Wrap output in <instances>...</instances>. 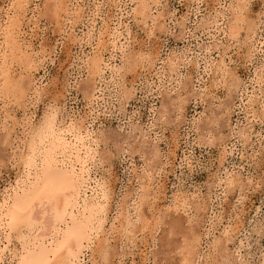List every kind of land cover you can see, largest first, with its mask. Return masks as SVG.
I'll list each match as a JSON object with an SVG mask.
<instances>
[{
	"label": "rangeland",
	"instance_id": "374dc122",
	"mask_svg": "<svg viewBox=\"0 0 264 264\" xmlns=\"http://www.w3.org/2000/svg\"><path fill=\"white\" fill-rule=\"evenodd\" d=\"M8 1L0 0V7ZM152 1L142 19L132 15L135 0H69V9L77 12L62 15L59 29L45 1L32 0L23 30L29 34L27 52L39 62L34 76L38 95L32 105L0 97V199L16 178L15 154L30 122L50 107L64 122L85 120L86 115L87 128L102 133V138L92 145L94 157H84L85 167L90 178L107 182L113 198L105 222L112 256L103 264H143V255L144 264H179L180 253L172 245L183 240L188 228L199 235L189 231L198 237L195 264L210 262L223 251L226 264H264V0L238 1L244 21L234 35L226 23L232 19L228 7L235 0ZM81 10L78 21L73 16ZM1 14L5 21L4 11ZM108 17L118 36L104 56L107 63L121 65L122 56L135 54L147 61L117 74L105 68L102 81L91 86L81 61L96 49ZM21 39L16 38L19 43ZM72 40L78 45H71ZM19 69L13 66L12 77L18 78ZM222 70L228 75L225 80L219 78ZM90 94L96 99L89 111ZM13 120L20 125L3 141L2 127ZM144 173L151 192L164 189V195L149 198L146 215H160L174 206L173 200L178 212L169 209L152 231L154 220L149 219L146 232L130 234L128 242L111 219L117 215V201L136 189L137 176ZM175 218L182 227L171 229L166 244L165 233ZM216 239L220 243L213 251ZM97 242L85 250L83 264H102L95 256Z\"/></svg>",
	"mask_w": 264,
	"mask_h": 264
},
{
	"label": "bare ground",
	"instance_id": "6f19581e",
	"mask_svg": "<svg viewBox=\"0 0 264 264\" xmlns=\"http://www.w3.org/2000/svg\"><path fill=\"white\" fill-rule=\"evenodd\" d=\"M44 1L46 9L49 11L47 13L58 24L57 27L59 29L63 25L59 20L62 15L77 12L69 9V0ZM115 1L118 4L119 0ZM135 1L136 6L134 8L131 7L134 17L139 15L144 16L143 13L149 8V4L153 2L152 0ZM238 1L235 0L234 5L232 3L228 7L232 9V19L229 23H226L228 24L227 30L230 34L236 33L238 24L244 21L241 15L243 6L239 5ZM31 2L32 0H9L7 4L5 3V7H0V36L2 37V41L0 42V97L3 96V98L5 97L4 99L10 98L9 96H13L11 98H21L24 105L28 102L31 104V100L34 99L33 97L38 95L37 87L39 86L34 79L38 67L36 65L39 62L34 60L37 57L34 58L33 53L31 55V53L27 52V48H30V45L26 43V36L29 34L23 30L24 21L27 19L26 16L30 11ZM1 11H4L5 21L1 20ZM81 13L82 10L79 15H74L73 17L80 18ZM26 23L25 25L27 26ZM111 24L112 19L109 18L104 23L102 32L99 33L101 39H99L100 42H98L96 49L92 55L81 61V68H84L88 75H90L91 86H97L102 81L105 68H110L112 74H117L122 68L126 70L130 66H137L139 62L147 61V58L145 59L142 54H138L137 57V54H135V56L131 55V58H128L129 56H122L121 65L110 66L107 63V59H104V56L109 52V47L113 48L118 36L117 28L111 27ZM72 33L74 34V32ZM16 38H22L20 40L22 42L19 43ZM77 41L72 40L71 45L75 43L78 45ZM71 51L72 47L67 54L66 60L69 61L68 64L73 61ZM123 53V50H121V55ZM14 62L16 64H13ZM148 64L152 66L154 63L151 60ZM171 64L168 66L170 71L174 69ZM14 65L20 68L18 78L15 76L17 79L14 76L12 77L10 73ZM227 77V72H223V70L222 72L219 71V78L221 80H225ZM94 90L92 88L90 91ZM95 99L90 94L86 103V110L89 109L90 111V107ZM13 102L14 104L16 103L15 101ZM19 103L22 104V102ZM262 114L264 115V111ZM84 119L80 121L77 119V122L76 120L64 122L58 117L57 110L50 107L43 112L38 120L28 124L29 126L25 134L18 143L20 150L15 154L18 170L16 178L3 192L0 199V264H83L84 252L90 248L91 244H94V241H98L97 244L95 243L97 252L95 256H97V259L103 264V262L111 258L109 236L106 235L107 232L105 231V222L111 212L113 200L110 192L111 188H109L107 182L102 178H90L85 167L86 161L83 160L84 157H94L96 150L93 146L96 147L98 141L101 140L102 133L89 130L85 125L87 122L86 115ZM17 122V120H13L12 124L10 123L11 125L8 124L2 127L5 132V135L3 134L2 136L3 141H7L12 137L15 130L14 127L20 125ZM137 177L139 178H137L138 186L136 189L132 188L131 193H127V191L117 201V215L111 219L113 222L117 221V232L120 235L123 234L122 236L128 242L133 236L137 235V232H142L147 228L148 224H150L149 219L153 218L154 220L150 230H155L159 218L164 221L169 209L176 213L179 206L178 204L175 206V200H173L174 206L166 207L168 209L164 211L161 210L160 215H157L158 213L151 214L149 218V215L147 216L145 213L146 210H144L147 207L149 198L154 194L159 195L162 193L164 195V189L162 191L157 189L153 193L151 192L148 176L144 173V175ZM179 220L175 218L170 221V230L165 233V239H163L166 240V244L170 243L169 234L170 232L172 234L171 229L175 231L182 227ZM189 231H194L193 236H199L196 230L193 228L189 230L188 228L182 234L183 240L172 245L175 250L179 251L178 254L180 253L179 264H195V257L198 255L196 252L198 237H193L191 234L190 236ZM99 234H102V239L100 240L98 239ZM110 234L112 235V233ZM148 235L153 239L150 232ZM218 239L213 240L211 243L213 251L217 244L220 243ZM223 240V243H227L228 241L226 237H223ZM223 252L214 256L215 258L210 259V262L206 261L205 264H226V253ZM141 259L144 264L146 261L145 255ZM93 264H97V262L93 261ZM153 264L157 263L154 262Z\"/></svg>",
	"mask_w": 264,
	"mask_h": 264
}]
</instances>
